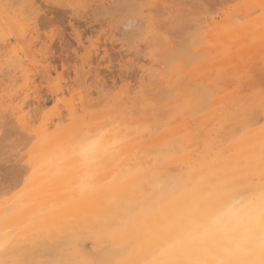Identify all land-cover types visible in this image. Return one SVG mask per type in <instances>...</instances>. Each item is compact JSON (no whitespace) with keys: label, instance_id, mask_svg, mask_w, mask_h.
<instances>
[{"label":"bare ground","instance_id":"1","mask_svg":"<svg viewBox=\"0 0 264 264\" xmlns=\"http://www.w3.org/2000/svg\"><path fill=\"white\" fill-rule=\"evenodd\" d=\"M260 190L264 0H0V264H224Z\"/></svg>","mask_w":264,"mask_h":264},{"label":"clouds","instance_id":"2","mask_svg":"<svg viewBox=\"0 0 264 264\" xmlns=\"http://www.w3.org/2000/svg\"><path fill=\"white\" fill-rule=\"evenodd\" d=\"M178 243L210 249L224 264H264V190L231 196Z\"/></svg>","mask_w":264,"mask_h":264},{"label":"rangeland","instance_id":"3","mask_svg":"<svg viewBox=\"0 0 264 264\" xmlns=\"http://www.w3.org/2000/svg\"><path fill=\"white\" fill-rule=\"evenodd\" d=\"M56 12L59 13L60 15L57 14ZM56 12L54 13V16L56 17V19H58L59 17H60V18L63 17L65 22L69 21L70 18H69V19H67V18L70 17V15H67V17H66V16H63V14H61L60 12H58V11H56ZM55 14H56V15H55ZM58 15H59V16H58ZM54 16L52 15L51 18H53ZM65 17H66V18H65ZM54 19H55V18H54ZM66 20H67V21H66ZM74 21H76V22H74V24L77 25V20H74ZM63 23H64V22H63ZM67 23H68V24H67ZM67 23H65V24H67L66 27H65V24H63L64 27H62V28H65L64 30H66V28H67V30H70V29H71V28L69 27V22H67ZM81 23H82V26L85 25V26H83V28H81V26H79ZM78 24H79V23H78ZM80 24L77 25V26H79V27H77V28L80 29L81 31H82L83 29H85L86 32H85L84 30L82 31V32H83V35H84V34H87V35H84V37L89 36V33H90V32H87V31H89V28H90V30H91V29L93 30V29L95 28V26H96V25L93 26L94 23H93L92 25L90 24V25H88V26H87L86 24H83V22H80ZM67 26H68V27H67ZM86 26H87V27H86ZM88 27H89V28H88ZM93 27H94V28H93ZM68 28H69V29H68ZM86 29H87V30H86ZM81 31H80V32H81ZM82 32H81V33H82ZM64 33H65V31H64ZM67 33H68V35H66ZM70 33H72L71 30H70V32L67 31V32L65 33V35L68 37V36L71 35ZM69 34H70V35H69ZM70 37L72 38V36H70ZM70 37H68V38H69V41H70L71 43L73 42V44L76 46L75 41H74L73 39L71 40ZM68 38H66V39H68ZM56 41H57V42L55 43V48H54V49L56 50L55 53H56L57 55H56L55 57L57 58V61H59V62H57L58 64H57V63H54V65H57V66L59 65L58 67L61 66L60 68L57 67L59 70H61V69H62V62H61V58H60V56H58V54H59L58 51H59V49H60V48H59L60 46L58 45V44H59V40H56ZM57 49H58V50H57ZM55 50H54V51H55ZM59 55H60V54H59ZM55 57H54V59H56ZM54 62H55V60H54ZM106 73H108V72L106 71ZM106 73L103 74L104 76L106 75L105 77H107V74H106ZM108 78H109V77H108Z\"/></svg>","mask_w":264,"mask_h":264}]
</instances>
